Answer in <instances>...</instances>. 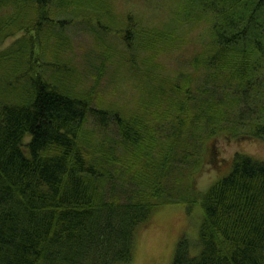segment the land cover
<instances>
[{"label":"trees","instance_id":"16d2710c","mask_svg":"<svg viewBox=\"0 0 264 264\" xmlns=\"http://www.w3.org/2000/svg\"><path fill=\"white\" fill-rule=\"evenodd\" d=\"M181 2L187 23H210L208 41L190 59L202 83L192 87V73L177 81L146 72L143 79L157 81L142 112L127 116L94 101L92 89L78 90L63 62L72 38L55 29L60 20L52 9L75 7L97 30L112 16L106 0H0V10L10 9L0 36L23 32L0 51V264L132 262L138 228L160 204L179 201L174 186L201 163L206 137L199 131L264 139V0ZM136 25L129 15L125 26L107 30L123 31L126 46L149 52L144 64L155 66L175 33ZM101 62L99 75L106 58ZM243 127L250 131L240 133ZM197 195L200 250L193 254L182 236L171 264H264V159L236 151L231 169Z\"/></svg>","mask_w":264,"mask_h":264},{"label":"rangeland","instance_id":"374dc122","mask_svg":"<svg viewBox=\"0 0 264 264\" xmlns=\"http://www.w3.org/2000/svg\"><path fill=\"white\" fill-rule=\"evenodd\" d=\"M106 2L114 18L110 20L112 16L110 17L109 14L103 16L101 25H99L100 21L98 22L97 30L95 25L94 28H89L86 22L89 13L78 15L80 10L75 7L64 12L61 9H52L54 16L60 20L55 29L63 31L67 35L66 38H72V50L64 55L63 62L73 72L74 81L80 92L92 89L94 101L116 107L117 110L121 108L127 116H132L142 112L140 109L144 108L141 106L143 97L157 81L155 79L148 82L143 79L146 72L152 71L154 76L160 77L173 76L177 81L192 73L194 75L192 87L202 83L204 76L201 71L195 72L190 59L202 50L203 43L208 41L209 22L187 23L186 17L182 14L185 6L181 0H106ZM9 11V8L0 10V31L6 25L10 16ZM129 15L136 21V27L159 28L175 33L173 40L176 43L169 45L156 56L155 66L151 61L149 64H144L149 52L142 49L132 51L123 39L124 32L121 31V34L113 32L115 26L121 27L122 24L124 26L127 24ZM120 18L122 21H119ZM114 20L118 21L116 25H113ZM108 25L114 29L108 31ZM21 33L23 32L18 31L10 36L9 34L0 36V51L14 46L17 39L23 37ZM52 42L56 44V36L53 37ZM43 47L46 55L51 56V40L47 35V29H45ZM131 55H138L137 58L134 57L136 63L128 60V56ZM103 58H106L107 65L100 68L102 74L99 75L98 67L102 64ZM45 60L47 59L43 58L41 62L43 61L44 70L47 71L49 64ZM131 63L141 66L142 72L133 68ZM11 71L10 67L9 72ZM159 111L164 116L169 108L165 105ZM153 118L155 125L160 124L155 116ZM161 120L165 130H170L171 121L164 118ZM91 127L96 133L98 132V128L92 125ZM191 128L195 129V127ZM245 131L250 129L243 127L239 132ZM187 134L188 132L184 135ZM197 135L206 137L203 141V149L199 152L202 154L199 156L202 161L195 169L186 168L183 175L185 177L181 183L174 186L173 194L179 201L164 202L156 207L148 223L141 225L137 230L134 261L121 264H171L176 245L182 236L191 242V252L198 253L203 208L202 196H198L197 192L205 193L215 181L231 169L236 151L264 159V139L261 137L250 135L234 137L228 129L211 137L206 133L201 135L200 131ZM197 142L199 145L202 144L200 140ZM212 154L216 156L214 163L210 161Z\"/></svg>","mask_w":264,"mask_h":264}]
</instances>
